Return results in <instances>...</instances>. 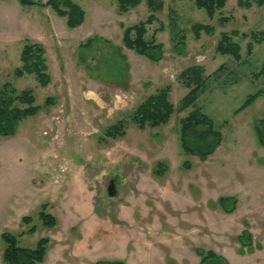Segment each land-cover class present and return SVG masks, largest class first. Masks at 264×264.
Returning <instances> with one entry per match:
<instances>
[{
	"label": "rangeland",
	"instance_id": "374dc122",
	"mask_svg": "<svg viewBox=\"0 0 264 264\" xmlns=\"http://www.w3.org/2000/svg\"><path fill=\"white\" fill-rule=\"evenodd\" d=\"M74 1L85 12L76 28L51 7L0 0V87L10 82L19 91L31 89L38 105L55 99L22 120L13 136H0V264H6L4 233L30 249L49 238L38 264H199V249L230 264H264V147L253 130L264 118V94L237 110L264 86L254 77L264 63V44L248 55L249 38L234 36L242 62L216 51L221 33L264 31V5L226 0L210 18L196 0H163L157 20L146 27V38L154 34L163 45V58L153 62L123 43L124 29L149 16L147 0L126 13L117 0ZM171 21L185 37L182 49L172 42ZM194 24L213 30L196 38ZM26 41L45 48L48 86L34 75L14 74ZM195 65L206 75L227 65L239 78L228 85L212 81L197 101L223 135L206 160L184 153L180 144V121L192 109L174 112L156 128L141 130L131 121L136 107L166 86L177 106L188 92L178 76ZM120 120L125 136L105 137ZM160 163L166 170L157 175ZM221 197L237 199L233 213L222 209ZM43 205L55 226L39 218ZM24 216L32 221L23 223ZM245 229L252 234L250 248L238 240Z\"/></svg>",
	"mask_w": 264,
	"mask_h": 264
},
{
	"label": "trees",
	"instance_id": "16d2710c",
	"mask_svg": "<svg viewBox=\"0 0 264 264\" xmlns=\"http://www.w3.org/2000/svg\"><path fill=\"white\" fill-rule=\"evenodd\" d=\"M23 6L51 7L58 16L66 18L69 28H76L84 22L85 12L83 8L74 0H47L46 2L34 0H18ZM142 0H117L118 11L126 13L130 9L138 6ZM226 0H196L195 5L204 9L210 18L215 16L217 10L225 6ZM240 5L250 8L252 5L263 6L264 0H240ZM149 16L145 21L126 27L123 34L124 45L137 54L146 57L153 62H159L163 58V45L156 42L154 34L151 39L146 38L147 25L157 20L156 13L163 7V0H147ZM228 18H221L222 23L228 22ZM172 42L176 48L182 49L185 43L184 35H179L176 24L171 21ZM163 30V27L160 28ZM212 27L205 24H194L192 32L196 38H200L201 32H212ZM241 35L242 38H249L247 44V54L251 55L255 45L264 44V31H252L250 33H221L216 51L221 55L232 56L236 61L242 62L241 47L233 39L234 36ZM89 39L87 45H90ZM45 48L37 42L26 41L21 50V66L14 70L17 77L24 75H34L40 86L45 87L51 83V76L48 72ZM235 70H231L227 65H221L215 72L206 75L204 67L195 65L183 70L178 80L188 89L187 94L175 106L170 100L171 88L166 86L160 88L156 93L149 95L139 104L131 116V121L141 130L146 128H156L166 125L174 112H183L192 109L191 112L180 121V144L184 153L196 156L200 160H206L220 146L223 135L215 129L211 118L197 106L199 97L208 90L210 83L228 85L237 83L239 78ZM257 79L264 80V63L257 73ZM264 94V86L255 93L249 94L241 107L243 110L250 106L257 98ZM55 103L54 97H47L42 105L35 102V95L31 89L19 91L12 83L6 82L0 87V136H13L20 125V122L29 116L37 114L40 110L46 109ZM200 127L202 129H200ZM254 134L258 144L264 147V118L255 120L253 124ZM105 137L118 139L126 134V122L123 120L109 126L105 132ZM155 173L162 175L166 166L159 165ZM189 163H184V168H189ZM219 205L226 213H233L237 199L235 197H221ZM39 218L44 226L53 227L57 220L46 211V205L41 207ZM31 216H24L22 222L29 224ZM36 227H31L27 232H34ZM5 249L3 261L6 264H38L45 260V256L50 243L49 238H41L35 248H24L18 245L16 236L10 233L3 234ZM238 240L242 247L252 246V234L245 229L239 235ZM200 254L199 264H230L228 260L217 254L213 250H198ZM95 264H125L123 261H97Z\"/></svg>",
	"mask_w": 264,
	"mask_h": 264
}]
</instances>
